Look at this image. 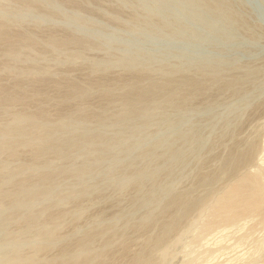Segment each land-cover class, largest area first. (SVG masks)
Returning <instances> with one entry per match:
<instances>
[{
	"label": "rangeland",
	"instance_id": "1",
	"mask_svg": "<svg viewBox=\"0 0 264 264\" xmlns=\"http://www.w3.org/2000/svg\"><path fill=\"white\" fill-rule=\"evenodd\" d=\"M208 1L0 0V264H264V0Z\"/></svg>",
	"mask_w": 264,
	"mask_h": 264
},
{
	"label": "bare ground",
	"instance_id": "2",
	"mask_svg": "<svg viewBox=\"0 0 264 264\" xmlns=\"http://www.w3.org/2000/svg\"><path fill=\"white\" fill-rule=\"evenodd\" d=\"M209 1L212 2V0H209ZM209 1H208V2H209ZM215 1H216V0H214V2H215ZM211 2H209V4H207V5L212 4ZM214 2H213V6H214L215 4H218L217 2H220V0H217L215 4H214ZM220 3H221V2H220ZM219 5H220V4H219ZM216 6H217V5H215V7H216ZM208 7H209V6H208ZM210 7H211V9H212V5H210ZM210 7H209V8H210ZM215 7H213V8H215ZM218 7H219V6H218ZM221 7H222V6H220V8H221ZM223 7H224V6H223ZM222 9H227V8L224 7V8H222ZM219 10H221V9H219ZM221 11H222V10H221ZM217 12H218V10H217ZM2 33H4V32H1V31H0V37L3 36ZM4 34H5V33H4ZM1 38H2V37H1ZM29 38H30V37H29ZM31 39H32V38H31ZM31 39H30V40H31ZM0 40H1V39H0ZM27 42L30 43V42H33V41L31 40L30 42H29V41H27ZM30 44H31V43H30ZM134 84L138 85V82H137V83H134ZM134 84H133V86L135 87ZM163 85H164V84H163ZM131 86H132V85H131ZM131 86H130V87H131ZM157 87H158V86H157ZM131 88H133V87H131ZM136 88H137V89H140V87H136ZM154 88L157 89L155 86H154ZM154 88H153V89H154ZM159 88H160V87H159ZM159 88H158V89H159ZM134 89H135V88H134ZM131 90H133V89H131ZM159 90H160V89H159ZM136 91H137V90H136ZM136 91H135V92H136ZM140 91H141V90H140ZM155 91H156V90H155ZM133 92H134V90H133ZM135 92H134V95L137 96V97H141V95L143 94V93L141 94V93L138 92V93H139V94H138L139 96H138V95H137V92H136V94H135ZM142 92H143V91H142ZM131 93H132V92H131ZM140 94H141V95H140ZM131 96H133V94H132ZM144 96H145V95H144ZM144 96L142 95V97H144ZM9 97H10V96H9ZM12 97H13V96H12ZM133 97H134V96H133ZM133 97H132V98H133ZM142 97H141V99H142ZM10 98H11V97H10ZM12 99H13V98H12ZM8 100H9V99H8ZM15 100H16V99H15ZM130 100H134V99H131V98H130ZM130 100H129V102H131ZM139 100H140V99H139ZM13 101H14V100H13ZM135 101H137V98H136ZM135 101H134L135 104H136L137 102L139 103V101H137V102H135ZM9 102H12V100L10 99ZM129 104H132V106H134V105H133V102H132V103H128L127 105H129ZM130 106H131V105H130ZM132 108H133V107H132ZM21 118H23V117H21ZM25 119H26V118L24 117V120H25ZM18 121H20V120H18ZM21 121H23V119H22ZM248 151H249V150H248ZM251 152H252V151H251ZM247 154H248V153H247ZM247 154H246V156L248 157ZM240 155H243V154H240ZM244 156H245V154H244L242 157H244ZM238 158H239V157H238ZM240 158H241V157H240ZM236 159H237V157H236ZM242 159H243V158H242ZM247 159H248V158L244 159L243 163H244L245 160H247ZM231 160H233V159L231 158ZM231 160H229V161H230V165H228V166H231V165H232V162H236V160H235V161H232V162H231ZM229 161H228V163H229ZM238 161H239V159H238ZM246 162H247V161H246ZM238 164H239V163H238ZM239 165H240V164H239ZM239 165H238V167H240ZM234 166H236V165H234ZM231 167H232V166H231ZM231 167H230V168H231ZM251 167H252V166H251ZM230 168H229V169H230ZM232 168H233V167H232ZM235 168H237V167H235ZM226 169H227V168H226ZM256 174H258V173H256ZM244 184H245L248 188H250V186H251V187H252L251 189H252V190H256V192H257V190H259V189H263V188H262L263 186L261 185V179H259V177H258V176H255V174H254V175H252V176L247 177L245 180L242 181V183L239 182V183L235 186V188L233 189L232 194H231V192L229 193V194H231V195H230V197L228 196L229 199L226 200V201H227V202H228V201L231 202L232 200H235V198H237V196H238L241 192L244 193V191H241V190H243V188L246 190ZM249 185H250V186H249ZM243 186H244V187H243ZM248 188H247V189H248ZM252 190H246V191H248V192H247V195L250 194V193H254V192H255V191L253 192ZM263 190H264V189H263ZM263 190H262V191H263ZM231 191H232V190H231ZM246 191H245V193H246ZM250 191H251V192H250ZM262 191H261V192H262ZM256 192H255V193H256ZM243 193L240 194V195H241V198H242V194H243ZM245 193H244V195H245ZM257 193H258V192H257ZM229 194H228V195H229ZM258 194H259V193H258ZM244 195H243V198L245 199V198L247 197V195H246V196H244ZM255 195H257V194H255ZM260 195L264 196V193H260ZM248 196H250V195H248ZM253 196H254V195H253ZM253 196H251V197H247V198H246V199L249 198V199L247 200V202H248V206H247V204H246V205H243V204H245L246 202H245V203L242 202L241 205H243V206H247L248 208H249V206H250V209H252L253 207H256V208H257V207L259 208V206L262 207V205H264V197H261V199H259V198H258V195H257L256 198H258V199H256V198L253 197ZM239 197H240V196H239ZM241 198H240V199L237 198V199L241 200ZM262 198H263V199H262ZM223 199H224V198H223ZM225 199H226V198H225ZM237 199H236V200H237ZM246 199H245V200H246ZM239 200H238V201H239ZM226 201H225V202H226ZM242 201H243V200H242ZM222 202L225 204L224 200H222ZM234 202L236 203V201H234ZM223 203L221 204V202H220V205L222 206ZM238 203H240V201H239ZM227 204H228V203H226V205H227ZM229 204H232V202L229 203ZM232 205H233V204H232ZM234 205H236V204H234ZM224 206H225V205H224ZM224 206H223V207H224ZM243 206H241V207L244 209ZM251 206H253V207H251ZM223 207H222V208H223ZM237 207H238V205H237ZM247 207H245V208L247 209ZM261 207H260V209H261ZM222 208H221V207H220V208L218 207L219 212H220V210L223 211ZM234 208H235V210H236V209H241L240 207H238V208L234 207ZM234 208H233V209H234ZM263 208H264V207H263ZM224 209H225V211L227 210L226 206L224 207ZM229 209H230V211L232 210L231 207H230ZM229 209H228V210H229ZM250 209H249V210H250ZM254 209H255V208H254ZM255 210H256V209H255ZM258 210H259V209H258ZM263 210H264V209H263ZM225 211H224V212H225ZM226 212H227V211H226ZM231 212H235V211L232 210ZM223 214H225V213H223ZM230 214H231V213H230ZM230 214H229V215H230ZM226 215H227V213H226ZM226 217H227V216H226ZM254 221H255V220H254ZM234 227H235V226H234ZM226 231H227V230H226ZM259 249H260V248H259ZM256 251H257V250H256ZM235 258H236V257H235ZM243 258H244V257H243Z\"/></svg>",
	"mask_w": 264,
	"mask_h": 264
}]
</instances>
